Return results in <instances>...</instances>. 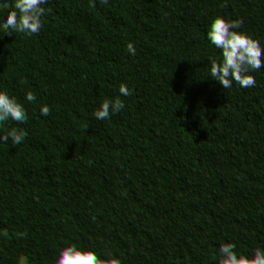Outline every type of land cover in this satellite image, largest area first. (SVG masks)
Listing matches in <instances>:
<instances>
[{
	"label": "trees",
	"instance_id": "trees-1",
	"mask_svg": "<svg viewBox=\"0 0 264 264\" xmlns=\"http://www.w3.org/2000/svg\"><path fill=\"white\" fill-rule=\"evenodd\" d=\"M142 8L166 31L133 51L124 24ZM0 20V264H221L198 233L225 215L261 242L244 264H264V0H0ZM146 48L165 59L147 91ZM107 67L121 82L102 108L92 90ZM68 111L89 115L101 143L50 165L41 147ZM228 122L253 155L194 184L185 145Z\"/></svg>",
	"mask_w": 264,
	"mask_h": 264
},
{
	"label": "clouds",
	"instance_id": "clouds-1",
	"mask_svg": "<svg viewBox=\"0 0 264 264\" xmlns=\"http://www.w3.org/2000/svg\"><path fill=\"white\" fill-rule=\"evenodd\" d=\"M124 29L127 46L133 51L140 47L141 42L158 44L166 31L164 21L148 8L140 9L124 24ZM8 31V22L0 20V52L8 47L5 39ZM135 62L139 68L138 87L147 91L158 86L164 76V57L146 48L136 56ZM99 81L92 90V96L100 107L107 108L111 98L119 93L117 85L121 78L114 68L107 67L99 74ZM54 127L57 133L45 138L40 151V157L50 165H71L101 143L97 123L84 112H65L55 119ZM253 152V146L242 140L234 125L228 122L215 133L197 136L189 141L184 147L182 162L193 177L192 182L200 184L203 182L199 175L201 172L207 173L209 180H222L225 176L224 166L229 163L230 157H251ZM128 200L136 205L140 194L132 192ZM198 237L211 246L221 264H244L261 245L252 227L233 215L223 216L218 226L202 225ZM97 259L100 264H113L111 257L105 254H99Z\"/></svg>",
	"mask_w": 264,
	"mask_h": 264
}]
</instances>
